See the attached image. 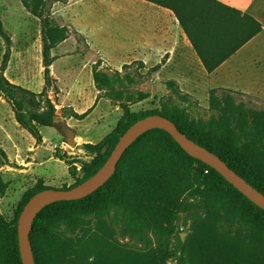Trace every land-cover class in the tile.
<instances>
[{
	"label": "trees",
	"instance_id": "16d2710c",
	"mask_svg": "<svg viewBox=\"0 0 264 264\" xmlns=\"http://www.w3.org/2000/svg\"><path fill=\"white\" fill-rule=\"evenodd\" d=\"M67 2L23 1L24 7L42 22L45 89L40 93L6 78L12 42L0 19V38L6 43L0 67V96L12 104L17 122L32 132H36L33 124L53 127L57 118L56 107L47 94L50 68L57 59L51 53L67 40L69 31L53 24L45 10L48 3ZM190 6L192 11L180 17V22L208 73L262 31L254 19L216 0H195ZM93 78L99 84L97 71ZM177 93L180 95V91ZM235 93L240 94L228 89L210 90L209 111L215 115L207 122L177 106L139 114L124 109L113 132L97 144L82 146L95 159L82 163V177L62 190L94 176L133 124L158 114L219 156L264 195V110L238 103ZM68 115L84 119L89 111L78 114L72 110ZM6 162L7 154L0 148V169ZM46 189L49 187L42 183L30 189L12 218L0 210V264H22L19 217L28 201ZM7 190L0 170V201ZM118 211L126 222L127 236L145 238L152 234L156 244L141 249L122 243L116 236L115 221L110 220L111 214ZM183 216L185 238L179 231ZM66 230L77 236L69 237ZM30 240L35 264H264V211L217 171L189 156L167 131L154 129L127 150L114 176L95 193L43 209L33 223Z\"/></svg>",
	"mask_w": 264,
	"mask_h": 264
},
{
	"label": "rangeland",
	"instance_id": "374dc122",
	"mask_svg": "<svg viewBox=\"0 0 264 264\" xmlns=\"http://www.w3.org/2000/svg\"><path fill=\"white\" fill-rule=\"evenodd\" d=\"M23 1L0 0V19L12 42L5 76L15 85L40 93L45 89L42 22L24 7ZM73 3L78 5L79 2ZM95 3L92 1L90 10L91 6L81 4L73 7L68 3H48L45 10V16L53 24L69 31L67 40L52 50V57L57 59L50 68L51 85L47 94L56 107L55 123H67L76 132V148L68 146L54 126L44 128L33 124L36 132L21 126L15 118L12 104L0 96V148L8 157V162L0 169L8 184L7 193L0 201V210L9 218L22 205L27 192L38 183L61 190L74 185L82 177L81 164L95 159L82 146L97 144L113 132L124 109L139 114L177 106L186 108L191 117L205 122L215 115L209 111L210 90L190 91L196 95L194 99L186 93L179 95L172 91L169 97L166 90L141 87L138 82L144 80L145 74L144 71L130 72L132 65L128 63L129 53L124 47L127 38L111 32V26L83 25L88 21H102L108 13L105 9H97L98 4ZM90 13L94 18L88 19ZM86 27L91 38L81 34ZM106 38L112 40L109 42L123 44V48L121 45L114 48L106 43ZM5 50L6 43L0 38V67ZM105 54L115 61L124 62L117 67L104 57ZM94 71L101 77L97 85ZM213 87L236 90L240 94L235 93L233 97L238 103L264 110V35L238 65L218 76ZM72 110L80 114L89 111V115L84 119L70 118L68 112ZM111 219L116 223V236L122 243L141 249H149L156 244V237L152 234L145 238L127 236L126 222L119 211L112 213ZM184 220L185 216L179 223L183 238L187 236ZM66 231L71 238L77 236L71 230Z\"/></svg>",
	"mask_w": 264,
	"mask_h": 264
},
{
	"label": "crops",
	"instance_id": "0c3cea01",
	"mask_svg": "<svg viewBox=\"0 0 264 264\" xmlns=\"http://www.w3.org/2000/svg\"><path fill=\"white\" fill-rule=\"evenodd\" d=\"M92 1L98 4L97 9H105L108 13L102 21H88L83 25L111 26V32L127 38L128 42H125L124 47H127L130 57L128 63L132 65L130 72L135 74L137 71H144L145 74L144 80L138 84L145 89L166 90L169 97L172 91H180L182 95L186 93L195 99L196 95L190 91L227 89L213 87V82L220 74L238 65L264 35V0H216L226 7L239 11L242 16L254 19L261 25L262 31L216 70L208 73L180 22V17L185 13L187 15L189 10L192 11L190 3L195 0H68L67 3L73 7L80 4L90 7ZM73 2L79 3L74 5ZM89 18H94L93 13H90ZM81 34L91 38V32L87 27L83 28ZM105 41L114 48L121 45L113 43L114 41L109 42L112 41L110 38H106ZM104 57L117 67L124 62L115 61L106 54Z\"/></svg>",
	"mask_w": 264,
	"mask_h": 264
},
{
	"label": "water",
	"instance_id": "95a60500",
	"mask_svg": "<svg viewBox=\"0 0 264 264\" xmlns=\"http://www.w3.org/2000/svg\"><path fill=\"white\" fill-rule=\"evenodd\" d=\"M54 127L64 137L68 146L71 148L77 147V142L75 140L76 132L71 129L67 123H62L60 125L54 123ZM154 129L167 131L189 156L205 163L217 171L249 201L264 211V195L247 183L244 178L232 170L219 156L186 137L171 120L158 114L150 115L137 121L125 132L105 164L90 179L69 190L52 188L43 190L28 201L21 212L18 222L19 249L22 264H35L30 235L33 223L38 214L54 203L78 201L95 193L114 176L118 164L127 150L141 136Z\"/></svg>",
	"mask_w": 264,
	"mask_h": 264
}]
</instances>
